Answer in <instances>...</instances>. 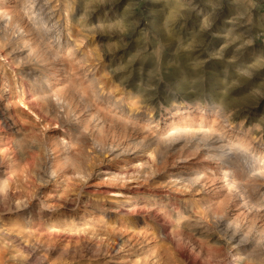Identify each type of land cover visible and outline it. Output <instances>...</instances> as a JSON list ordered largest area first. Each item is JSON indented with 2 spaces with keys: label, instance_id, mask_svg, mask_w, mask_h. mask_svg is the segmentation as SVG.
<instances>
[{
  "label": "rangeland",
  "instance_id": "obj_1",
  "mask_svg": "<svg viewBox=\"0 0 264 264\" xmlns=\"http://www.w3.org/2000/svg\"><path fill=\"white\" fill-rule=\"evenodd\" d=\"M32 1L0 0V264H264V0Z\"/></svg>",
  "mask_w": 264,
  "mask_h": 264
},
{
  "label": "bare ground",
  "instance_id": "obj_2",
  "mask_svg": "<svg viewBox=\"0 0 264 264\" xmlns=\"http://www.w3.org/2000/svg\"><path fill=\"white\" fill-rule=\"evenodd\" d=\"M32 2H36V7H38L37 8V10H35V11H39L40 13H41V15H45V10H44V8H45V4L44 3H42V1L41 0H33ZM35 7V8H36ZM41 10H43V12L41 11ZM47 10V9H46ZM37 12H35L36 14H39V13H37ZM41 17V16H40ZM48 17V16H47ZM44 20V19H43ZM46 21H48L47 19H46ZM235 156V155H234ZM232 157V156H231ZM233 158H235L236 159V157H233ZM232 159V158H231ZM233 161V160H232ZM231 161V162H232ZM235 161V160H234ZM235 163V162H234Z\"/></svg>",
  "mask_w": 264,
  "mask_h": 264
}]
</instances>
